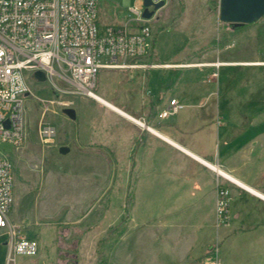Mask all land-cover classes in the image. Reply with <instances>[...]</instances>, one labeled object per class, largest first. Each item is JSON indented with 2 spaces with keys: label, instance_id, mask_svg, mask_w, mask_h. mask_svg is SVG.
Here are the masks:
<instances>
[{
  "label": "crops",
  "instance_id": "obj_1",
  "mask_svg": "<svg viewBox=\"0 0 264 264\" xmlns=\"http://www.w3.org/2000/svg\"><path fill=\"white\" fill-rule=\"evenodd\" d=\"M247 29L223 30L191 44L178 38L161 45L152 34L149 55L138 61L147 67L101 70L105 81L114 79L119 87L99 97L133 120L85 101L87 108L92 101L106 112L100 128L109 132L100 150L131 158L132 213L144 203L163 206V229L152 236H162L161 254L149 242L145 248L156 264H189L210 249L218 182L230 194V228L222 234L252 237L250 249L264 252V53L245 37ZM170 100L181 108L158 119ZM90 119L84 118V135L93 148Z\"/></svg>",
  "mask_w": 264,
  "mask_h": 264
},
{
  "label": "rangeland",
  "instance_id": "obj_2",
  "mask_svg": "<svg viewBox=\"0 0 264 264\" xmlns=\"http://www.w3.org/2000/svg\"><path fill=\"white\" fill-rule=\"evenodd\" d=\"M136 3L130 0L129 6ZM97 6L99 26L121 24L129 16L123 0H98ZM218 10L219 0H169L151 19V32L161 45L178 38L191 44L197 38H216L223 30L251 27L245 37L261 44L264 53V17L241 27L220 23ZM228 44L232 42L224 47ZM102 75L94 93L105 97L119 86ZM26 85L25 140L17 149L0 143V153L14 166L10 228L0 230V264H156L148 259L145 248L149 242L152 251H162V236H152L163 229V206L144 203L132 213L131 158L100 150V140L109 132L100 128L106 112L92 101L86 110L89 98L74 94L70 84L55 77L40 83L28 74ZM64 108L76 111L74 121L62 114ZM84 118L93 121V148L84 135ZM45 126L54 129L47 141L42 137ZM64 146L70 151L61 155L58 149ZM149 207L152 212L147 211ZM229 228L216 229L210 249L188 260L189 264H264V252L250 249L253 238L233 237L228 231L222 234ZM12 232L16 238L35 240L37 254L11 253L8 261Z\"/></svg>",
  "mask_w": 264,
  "mask_h": 264
},
{
  "label": "built area",
  "instance_id": "obj_3",
  "mask_svg": "<svg viewBox=\"0 0 264 264\" xmlns=\"http://www.w3.org/2000/svg\"><path fill=\"white\" fill-rule=\"evenodd\" d=\"M129 16L121 25L100 27L98 0H0V143L15 149L25 140L26 76L41 71L73 87V93L95 100L97 77L101 70L145 68L138 61L152 48L151 19L142 14L143 0L129 6ZM162 2L163 9L169 0ZM152 10V6L149 7ZM228 44L226 48H231ZM181 106L170 100L158 119L175 115ZM54 129L45 126L42 137L53 138ZM14 166L0 153V230L9 229L8 214L13 204ZM229 190L219 182L216 188V229L230 226ZM10 251L35 256V240L10 234ZM12 253V254H11Z\"/></svg>",
  "mask_w": 264,
  "mask_h": 264
},
{
  "label": "water",
  "instance_id": "obj_4",
  "mask_svg": "<svg viewBox=\"0 0 264 264\" xmlns=\"http://www.w3.org/2000/svg\"><path fill=\"white\" fill-rule=\"evenodd\" d=\"M144 10L142 16L151 19L156 11L163 7V3L152 4L149 0H143ZM152 6V10L149 7ZM264 17V0H219L218 21L222 24L251 25ZM31 78L37 82H46L47 78L41 71H35ZM62 114L68 119H76V111L72 108H64ZM70 149L66 146L58 149L59 154L66 155Z\"/></svg>",
  "mask_w": 264,
  "mask_h": 264
},
{
  "label": "bare ground",
  "instance_id": "obj_5",
  "mask_svg": "<svg viewBox=\"0 0 264 264\" xmlns=\"http://www.w3.org/2000/svg\"><path fill=\"white\" fill-rule=\"evenodd\" d=\"M94 97H95V100L98 101L99 103L104 104V105L107 106L108 108L112 109V110L115 111V112L120 113L121 115H123V116H125V117H127V118H130V117H128L125 113H123V112H121L120 110H118L117 108H115L113 105H111V104H109V103L103 101L98 95L94 94ZM130 119H131V118H130ZM131 120H133V119H131ZM135 122H137V121H135ZM137 123H138V122H137ZM138 124L143 126V124L140 123V122H139ZM213 168H214V170H217V171H219L220 173L224 174V173H223L221 170H219L218 168H216V167H213ZM254 192H255V191H254Z\"/></svg>",
  "mask_w": 264,
  "mask_h": 264
},
{
  "label": "trees",
  "instance_id": "obj_6",
  "mask_svg": "<svg viewBox=\"0 0 264 264\" xmlns=\"http://www.w3.org/2000/svg\"><path fill=\"white\" fill-rule=\"evenodd\" d=\"M243 26H245V25H243ZM243 26H241V27H243Z\"/></svg>",
  "mask_w": 264,
  "mask_h": 264
}]
</instances>
